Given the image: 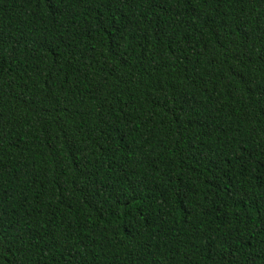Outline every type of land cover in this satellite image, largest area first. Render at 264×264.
<instances>
[{
  "label": "trees",
  "instance_id": "16d2710c",
  "mask_svg": "<svg viewBox=\"0 0 264 264\" xmlns=\"http://www.w3.org/2000/svg\"><path fill=\"white\" fill-rule=\"evenodd\" d=\"M0 264H264V0H0Z\"/></svg>",
  "mask_w": 264,
  "mask_h": 264
}]
</instances>
